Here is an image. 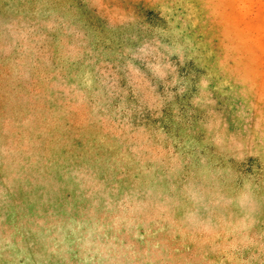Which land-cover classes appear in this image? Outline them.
Masks as SVG:
<instances>
[{
	"label": "rangeland",
	"instance_id": "obj_1",
	"mask_svg": "<svg viewBox=\"0 0 264 264\" xmlns=\"http://www.w3.org/2000/svg\"><path fill=\"white\" fill-rule=\"evenodd\" d=\"M1 255L264 264V0H0Z\"/></svg>",
	"mask_w": 264,
	"mask_h": 264
},
{
	"label": "bare ground",
	"instance_id": "obj_2",
	"mask_svg": "<svg viewBox=\"0 0 264 264\" xmlns=\"http://www.w3.org/2000/svg\"><path fill=\"white\" fill-rule=\"evenodd\" d=\"M2 257H4V256H0V261L2 262V263H4V262H7V261H5L4 259H5V257H4V259H2ZM7 257H10V255H7Z\"/></svg>",
	"mask_w": 264,
	"mask_h": 264
}]
</instances>
